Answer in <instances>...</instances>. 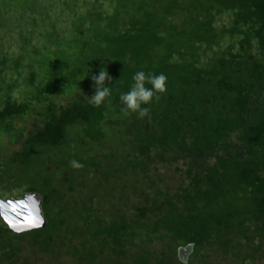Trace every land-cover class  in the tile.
<instances>
[{"label":"trees","instance_id":"trees-1","mask_svg":"<svg viewBox=\"0 0 264 264\" xmlns=\"http://www.w3.org/2000/svg\"><path fill=\"white\" fill-rule=\"evenodd\" d=\"M139 71L167 77L144 118L120 100ZM14 190L46 225L0 211V264L258 259L264 0H0V201Z\"/></svg>","mask_w":264,"mask_h":264},{"label":"clouds","instance_id":"clouds-1","mask_svg":"<svg viewBox=\"0 0 264 264\" xmlns=\"http://www.w3.org/2000/svg\"><path fill=\"white\" fill-rule=\"evenodd\" d=\"M91 79L94 84V95L88 97V100L92 106L100 107L112 95V88L105 86L106 82L111 81L112 78L105 67L100 70L98 75H92ZM133 81L130 91L121 95L120 100L125 106V115L138 113L139 118H144L148 116L150 111L149 107L144 106L150 105L158 93L164 94L167 92V77L163 73L155 75L139 71L133 76ZM146 84L151 85V87H146ZM72 167L79 169L83 165L78 161H73Z\"/></svg>","mask_w":264,"mask_h":264},{"label":"water","instance_id":"water-1","mask_svg":"<svg viewBox=\"0 0 264 264\" xmlns=\"http://www.w3.org/2000/svg\"><path fill=\"white\" fill-rule=\"evenodd\" d=\"M0 211L7 225L17 233H25L46 225L42 201L36 194L25 195L20 200H2Z\"/></svg>","mask_w":264,"mask_h":264},{"label":"rangeland","instance_id":"rangeland-1","mask_svg":"<svg viewBox=\"0 0 264 264\" xmlns=\"http://www.w3.org/2000/svg\"><path fill=\"white\" fill-rule=\"evenodd\" d=\"M35 37H38V34L35 35ZM37 40L39 38H36ZM19 93L16 94V96H18L19 98L21 97L20 95H18ZM57 103L58 104H68L69 103V99H59L57 100ZM22 126H26L27 128V131L29 130L30 128V124L28 123L27 125H22ZM8 144V143H7ZM7 149V148H6ZM5 149V150H6ZM176 168V167H175ZM174 168V169H175ZM173 169V171L169 174H166L169 178L166 177L168 183L170 185H176L179 181V179L182 177V174H183V170H186L184 167H182V173H177L175 170ZM19 192H17L16 190H14V192H8V193H5V199L6 200H9V199H16V200H20L22 199L23 197H20L18 198V194ZM256 245H258V241L256 242ZM210 254H212V256H216V254L213 252V251H209L208 255L210 256ZM186 258H189V254H186ZM201 261V258L199 257L198 259H196L194 261L195 264H199ZM75 264H79V259L76 260V263ZM210 264H242V259H235V257L233 255H229L228 257H225L224 259L222 258H216V259H212L210 260ZM243 264H264V247L263 249L261 250V253H260V257L258 259H256L255 261H252V262H243Z\"/></svg>","mask_w":264,"mask_h":264}]
</instances>
